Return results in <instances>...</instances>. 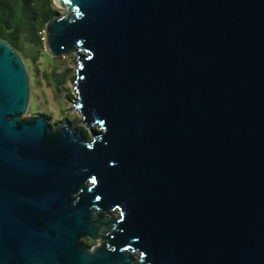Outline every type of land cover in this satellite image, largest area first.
<instances>
[{
	"label": "water",
	"instance_id": "water-1",
	"mask_svg": "<svg viewBox=\"0 0 264 264\" xmlns=\"http://www.w3.org/2000/svg\"><path fill=\"white\" fill-rule=\"evenodd\" d=\"M52 3L91 136L0 39V264H264V0Z\"/></svg>",
	"mask_w": 264,
	"mask_h": 264
},
{
	"label": "rangeland",
	"instance_id": "rangeland-1",
	"mask_svg": "<svg viewBox=\"0 0 264 264\" xmlns=\"http://www.w3.org/2000/svg\"><path fill=\"white\" fill-rule=\"evenodd\" d=\"M55 8L60 13L62 12L60 8ZM45 52L43 49L37 61L27 68L30 77V101L26 115L43 114L48 117L50 125L66 119L74 126L85 128L91 136L90 130L80 122L81 115L77 111H71L76 99L73 88L76 69L75 54L69 53L52 58ZM52 72L58 74L60 85L56 83ZM67 95H70V98H67ZM83 241L90 242L92 245L96 243L87 238H84Z\"/></svg>",
	"mask_w": 264,
	"mask_h": 264
},
{
	"label": "trees",
	"instance_id": "trees-1",
	"mask_svg": "<svg viewBox=\"0 0 264 264\" xmlns=\"http://www.w3.org/2000/svg\"><path fill=\"white\" fill-rule=\"evenodd\" d=\"M52 2L53 0H0V39L18 50L28 68L43 52L45 23L59 12ZM52 73L56 83L60 85L58 74ZM77 130L85 138L89 137L85 128L80 126ZM82 242L86 247L92 246L90 242Z\"/></svg>",
	"mask_w": 264,
	"mask_h": 264
},
{
	"label": "flooded vegetation",
	"instance_id": "flooded-vegetation-1",
	"mask_svg": "<svg viewBox=\"0 0 264 264\" xmlns=\"http://www.w3.org/2000/svg\"><path fill=\"white\" fill-rule=\"evenodd\" d=\"M93 245H94V244H93ZM93 245H92V246H93Z\"/></svg>",
	"mask_w": 264,
	"mask_h": 264
}]
</instances>
